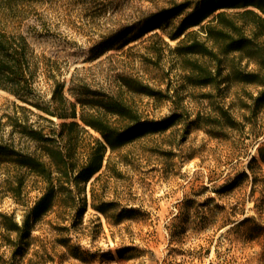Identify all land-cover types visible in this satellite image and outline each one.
<instances>
[{"label":"rangeland","instance_id":"obj_1","mask_svg":"<svg viewBox=\"0 0 264 264\" xmlns=\"http://www.w3.org/2000/svg\"><path fill=\"white\" fill-rule=\"evenodd\" d=\"M176 1L183 0H0V35L20 52V76L0 74V143L33 152L36 143L20 132L21 124L48 131L72 120L43 109L57 108L56 82L65 83L71 101L76 97L68 89L76 92L85 84L122 99L147 119L163 117L175 108L193 112L200 102L199 91L184 82L171 51L177 41L167 37L164 41L160 32H150L97 58L92 50L119 29L133 27ZM141 85L172 98L140 93ZM258 144L234 154L227 140L180 124L108 152L93 185L106 200L135 208L133 218L112 224L88 207L72 235L82 249V257L76 258L54 242L50 215L34 232L45 247L48 264H264L260 246L246 241L243 232L226 234L231 225L223 226L218 214L237 204L245 214H254L248 183L231 195L221 196L217 190L226 179L247 170L251 157H257ZM13 171L0 161V212L14 213L20 221L25 207L2 185ZM37 195L32 191L23 199L32 203Z\"/></svg>","mask_w":264,"mask_h":264},{"label":"trees","instance_id":"obj_2","mask_svg":"<svg viewBox=\"0 0 264 264\" xmlns=\"http://www.w3.org/2000/svg\"><path fill=\"white\" fill-rule=\"evenodd\" d=\"M150 32H160L164 41V37L177 41L171 51L185 84L199 91L200 102L193 112L175 108L163 117L147 119L122 99L85 84L76 92L68 89L76 97L71 101L64 92L65 83L56 82L53 100L57 108L43 109L72 120L48 131L21 124L20 132L36 143L33 152L0 143V161L14 169L2 185L25 207L20 221L14 213L0 212V264H48L45 247L34 232L50 215L54 242L76 258L82 257V249L72 235L83 223L88 207L112 224L132 219L135 208L106 200L93 185L107 153L180 124L194 125L211 138L227 140L234 154L259 142L257 157H251L247 170L226 179L217 192L231 195L245 183L250 185L254 214H245L241 204L218 214L223 226L231 225L226 234L243 232L246 241L260 246L264 263V140H259L264 137V0L173 2L148 14L137 25L125 26L99 41L92 48L96 51L94 58ZM19 54V49L0 35V74L20 76ZM124 84L137 91L129 81L124 80ZM138 90L156 99L164 95L144 85ZM163 97L172 98L167 94ZM32 191L38 195L29 203L23 197Z\"/></svg>","mask_w":264,"mask_h":264}]
</instances>
